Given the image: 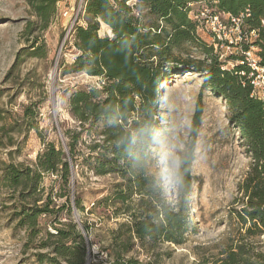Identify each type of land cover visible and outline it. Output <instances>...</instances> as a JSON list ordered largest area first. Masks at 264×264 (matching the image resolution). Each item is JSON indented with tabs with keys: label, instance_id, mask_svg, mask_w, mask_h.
I'll return each mask as SVG.
<instances>
[{
	"label": "rangeland",
	"instance_id": "1",
	"mask_svg": "<svg viewBox=\"0 0 264 264\" xmlns=\"http://www.w3.org/2000/svg\"><path fill=\"white\" fill-rule=\"evenodd\" d=\"M123 1L129 6L138 2ZM84 5L85 0H56L55 14L48 28L38 34L43 44L42 55L26 56V52L17 62V54L29 46L21 36L22 31L34 17L27 0H0V116L4 118L0 121V169L2 162L32 167L44 145L50 142L67 153L64 131L76 126L69 113L68 97L76 89L99 83L85 74L61 75L64 66L77 56L72 35L75 27L85 26ZM188 16L197 24L196 38L212 48V56L223 63V68L231 69L234 60L228 57L241 50L238 44L242 36L235 25L238 23H233L227 13L218 11L214 2L192 5ZM98 35L110 37V32L100 24ZM245 40L250 42V38ZM249 52L254 59L255 49ZM171 57L175 58L174 63L154 66L164 74L157 86L156 133L161 143L150 147L152 160L148 174L160 184L164 201L175 205L177 187H169L160 180L161 153L171 151L179 158L193 146L186 212L190 228L183 236V243L139 240L129 233L130 216L137 209L139 196H132L130 209L117 203L112 199L113 187L122 182L121 178L95 176L84 165L82 154L72 167L67 187H60L55 173L44 174L43 190L36 205L43 206L49 197V208L54 214L39 218L41 229L33 237L29 229L17 226V194L5 188L0 179V264H65L59 258L50 263L49 258L54 254L50 247H41V244L48 242L45 232L55 234L56 228L61 227L56 222L66 224L70 220L83 238L86 264H112L117 255L137 264H225L227 252L237 246H243L247 252L238 256V264H264V234L248 235L249 223L243 225L235 217V212L241 209L237 201L244 199L238 186L251 164L247 146L229 122L224 101L203 90L204 75L185 65L179 66L182 62L204 59L202 50L188 44L174 50ZM261 87L258 79L254 88L259 97ZM29 105L36 114L27 126L22 109ZM15 123L18 127L10 130ZM2 126L7 131H1ZM27 127H34L39 133L26 131ZM82 138L89 142L97 141L99 136L83 135ZM68 160L71 165L69 157ZM76 196L81 199L82 209L74 205ZM107 196L109 201L93 206ZM29 203L26 200L22 204Z\"/></svg>",
	"mask_w": 264,
	"mask_h": 264
},
{
	"label": "trees",
	"instance_id": "2",
	"mask_svg": "<svg viewBox=\"0 0 264 264\" xmlns=\"http://www.w3.org/2000/svg\"><path fill=\"white\" fill-rule=\"evenodd\" d=\"M201 2H214L218 11L239 20L242 41L238 46L241 50L228 57L234 60L231 69L223 68V63L212 56V48L195 36L197 24L188 12L192 5ZM27 4L34 20L28 21L22 31L21 36L25 37L29 46L17 54V62L26 52V56L42 55L43 44L38 34L48 28L56 10V0H27ZM84 13L85 26L75 27L72 35L77 56L71 64L64 66L61 75L85 74L98 79L99 83L76 89L68 97L69 113L76 126L64 131L67 153L50 142L44 145L32 167L2 162L1 183L17 194V226L29 229L31 237L40 232L39 218L54 214L49 208V197H46L43 206L36 205L43 190L44 174L55 173L60 187H67L72 167L76 166L78 156L83 154L84 165L95 176L114 175L121 178L122 182L113 187V200L130 209L132 196H139L137 209L130 216L129 233L139 240L148 238L174 245L183 243V236L190 228L186 212L191 190L193 146L179 156L177 203L170 205L164 201L156 178L148 174L152 160L150 147L154 143L147 132H156L158 127L157 86L159 79L164 77L154 67L155 63H174L175 58L171 57L174 50L195 44L205 58L182 62L179 66L185 65L204 75L203 90L224 101L229 122L239 131L247 146L251 164L238 186L244 199L237 201L241 209L235 212V217L243 225L249 223L246 228L248 235L262 236L264 80L259 97L252 84L258 72L246 62L245 53L255 49L256 63L263 70L264 78V0H138L134 6L123 0H85ZM100 24L108 28L110 37L98 35ZM246 38H250V42H246ZM22 110L23 120L28 126V120L33 119L36 113L32 105L24 106ZM3 119L0 116V121ZM2 127L1 131H7ZM16 127L17 123L12 124L10 130L14 131ZM30 130L39 133L36 128L27 127L26 131ZM83 135L99 136V139L86 142ZM26 200L31 202L30 205L22 204ZM109 200L107 196L97 200L93 206H100ZM74 205L82 209L79 196L75 197ZM56 223L61 227L56 228L55 234L45 232L51 244H41V247H50L54 254L49 262L54 263L59 258L65 264H86V249L76 224L71 220L66 224ZM235 250L230 248L227 252L225 264H238V256L247 253L243 246H237ZM112 264L137 262L117 255Z\"/></svg>",
	"mask_w": 264,
	"mask_h": 264
},
{
	"label": "clouds",
	"instance_id": "3",
	"mask_svg": "<svg viewBox=\"0 0 264 264\" xmlns=\"http://www.w3.org/2000/svg\"><path fill=\"white\" fill-rule=\"evenodd\" d=\"M147 135L154 144L161 143V137L154 131L149 130ZM161 175L160 180L169 187H174L180 182V163L179 158L171 151L161 153Z\"/></svg>",
	"mask_w": 264,
	"mask_h": 264
},
{
	"label": "built area",
	"instance_id": "4",
	"mask_svg": "<svg viewBox=\"0 0 264 264\" xmlns=\"http://www.w3.org/2000/svg\"><path fill=\"white\" fill-rule=\"evenodd\" d=\"M231 19H232L233 23H236V22L239 23L238 19H233V18H231ZM214 20H217V18L214 17ZM235 25L238 26V24H235ZM218 26L221 27L220 24H218ZM252 36H253V34H252ZM245 59H246V62L249 63L250 67L253 70H255L256 72H258V75L256 76V78L252 82L253 86L255 87L257 85L258 79L260 80L261 84L263 85V80H264V78L262 77L263 70L261 68H258L257 63H256V59L251 58V53L249 51L245 53Z\"/></svg>",
	"mask_w": 264,
	"mask_h": 264
},
{
	"label": "water",
	"instance_id": "5",
	"mask_svg": "<svg viewBox=\"0 0 264 264\" xmlns=\"http://www.w3.org/2000/svg\"><path fill=\"white\" fill-rule=\"evenodd\" d=\"M87 264H88V262H87Z\"/></svg>",
	"mask_w": 264,
	"mask_h": 264
}]
</instances>
